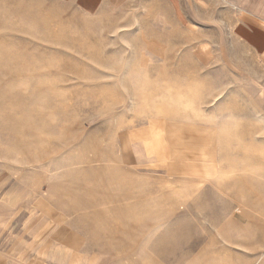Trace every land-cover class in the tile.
<instances>
[{
	"label": "rangeland",
	"instance_id": "374dc122",
	"mask_svg": "<svg viewBox=\"0 0 264 264\" xmlns=\"http://www.w3.org/2000/svg\"><path fill=\"white\" fill-rule=\"evenodd\" d=\"M226 6L0 0V264H264V66Z\"/></svg>",
	"mask_w": 264,
	"mask_h": 264
},
{
	"label": "crops",
	"instance_id": "0c3cea01",
	"mask_svg": "<svg viewBox=\"0 0 264 264\" xmlns=\"http://www.w3.org/2000/svg\"><path fill=\"white\" fill-rule=\"evenodd\" d=\"M78 12L92 15L111 1L117 0H56ZM233 15L235 37L258 57L264 66V0H222Z\"/></svg>",
	"mask_w": 264,
	"mask_h": 264
}]
</instances>
